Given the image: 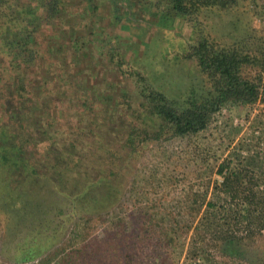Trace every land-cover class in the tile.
<instances>
[{"label": "trees", "instance_id": "obj_1", "mask_svg": "<svg viewBox=\"0 0 264 264\" xmlns=\"http://www.w3.org/2000/svg\"><path fill=\"white\" fill-rule=\"evenodd\" d=\"M167 1L199 33L185 57L196 62L203 81L179 97L131 67L126 78L136 87L123 82L126 52L120 51L127 43L119 28L131 20V0H0V226L31 214L43 183L60 185L70 174L85 179L74 187V202L87 197L91 215L112 216L123 192V161L133 159L148 139L197 136L225 109L264 104V35L247 24L243 35L222 41L202 25L258 0ZM248 12L257 15V9ZM129 111L139 119L131 121ZM148 123L156 129H144ZM250 152L241 140L218 165L221 179L189 194L196 210L183 227L194 236L190 258L213 242L231 244L244 232L264 229V169L257 170ZM236 224L246 229L235 230ZM80 226L76 233L83 232ZM172 234L169 239L182 249L185 238L175 226ZM122 235L98 255L83 245L76 255L55 250L0 264H120Z\"/></svg>", "mask_w": 264, "mask_h": 264}, {"label": "rangeland", "instance_id": "obj_2", "mask_svg": "<svg viewBox=\"0 0 264 264\" xmlns=\"http://www.w3.org/2000/svg\"><path fill=\"white\" fill-rule=\"evenodd\" d=\"M130 4L131 20L124 18L119 28L127 43L123 47L127 49L120 51L126 52L123 82L136 87L127 79L126 69L131 67L142 71L155 86L173 97L188 94L193 86L200 88L203 76L196 62L185 57L186 49L195 43L199 33L186 19L175 14L167 0H131ZM247 8L257 9V15L252 16ZM106 14L107 10L103 15ZM108 20L109 17H105L102 23ZM247 24L254 25L264 35V0L247 1L228 13L212 15L202 25L211 37L229 41L243 35ZM127 104L124 103L125 108ZM132 115L131 111L127 114L131 121L139 119ZM143 126L150 131L156 129L152 123ZM243 139L251 149L250 155L256 158L257 170L264 169L263 103L225 109L197 136L178 140L167 136L148 139V144L133 159L123 161L119 180L123 192L109 217L86 211L90 201L87 197L74 202L78 191L74 187L78 188L85 180L81 176L70 174L60 185L43 183L36 193L37 208L31 214L24 213L14 222L10 221L6 227L0 226V263L26 261L23 258L28 254L33 260L40 259L64 249L76 255L83 245H88L86 248L98 255L100 250L104 253L110 243L116 242L115 236L121 231L120 264H238L218 257L215 245L208 246L207 252L196 260L190 258L194 236L192 232L183 233V227L185 219L196 212L190 207L193 198H189V194L202 190L208 181L214 185L221 179L216 172L218 165ZM0 184L4 182L1 180ZM212 190L213 186L208 199ZM0 216L3 221L5 216ZM196 223L197 219L194 225ZM80 224L83 232L76 233L75 228ZM174 226L185 238L182 249L173 242ZM234 228L244 230L246 226L236 224Z\"/></svg>", "mask_w": 264, "mask_h": 264}, {"label": "flooded vegetation", "instance_id": "obj_3", "mask_svg": "<svg viewBox=\"0 0 264 264\" xmlns=\"http://www.w3.org/2000/svg\"><path fill=\"white\" fill-rule=\"evenodd\" d=\"M239 238L231 244H224L223 240L211 244L215 245V253L223 260L238 264H264V229L244 232Z\"/></svg>", "mask_w": 264, "mask_h": 264}]
</instances>
